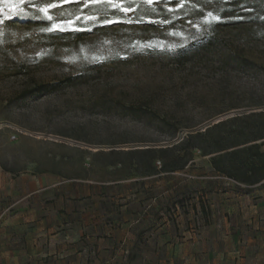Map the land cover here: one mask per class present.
Wrapping results in <instances>:
<instances>
[{
    "label": "rangeland",
    "instance_id": "rangeland-1",
    "mask_svg": "<svg viewBox=\"0 0 264 264\" xmlns=\"http://www.w3.org/2000/svg\"><path fill=\"white\" fill-rule=\"evenodd\" d=\"M168 1L146 4L141 17L102 16L75 0L46 1L58 5L50 10L58 24L71 22L63 31H44L51 25L32 16L0 18V214L24 207L12 206L21 199L24 178L42 177L58 183L65 202H72L64 213L87 211L95 195L110 220L125 215L130 225L148 215L135 223L147 229L142 237L137 233L128 264H156L157 256L158 264H264V232L239 234V259L222 246L224 234L216 227L224 223L211 218L215 209L207 200L167 192L174 181L166 164L184 156L196 172L186 177L200 178L209 173L210 156L182 147L163 151L189 133L264 110V0H189L181 15L169 11ZM18 7L17 0H4L0 12ZM207 11L225 14L220 36L234 53L213 45L190 53ZM57 83L53 91L39 88ZM233 126L213 136L227 138ZM19 178L12 190L9 183ZM80 221L73 218V224ZM157 224L176 228L173 250L153 248L149 238ZM182 226L202 243L185 246L189 234Z\"/></svg>",
    "mask_w": 264,
    "mask_h": 264
},
{
    "label": "crops",
    "instance_id": "crops-1",
    "mask_svg": "<svg viewBox=\"0 0 264 264\" xmlns=\"http://www.w3.org/2000/svg\"><path fill=\"white\" fill-rule=\"evenodd\" d=\"M209 169L207 175L194 179L186 177L196 173L190 166L168 173L173 175L174 184L167 192H183L182 195L191 194L197 200H207L215 209L211 218H222L224 223L222 228L216 227V232L224 234L222 246L226 250L230 248L239 257L242 249L239 234L253 228L256 233L264 232V180L236 187L232 184L234 180L216 173L211 165ZM20 181V178L16 182L13 180L9 186L16 190ZM23 182V192L18 195L21 199L12 206L22 203L24 207L0 214V264H128L130 248L136 242L137 233L142 237L147 229L143 224L136 226L135 223L145 222L148 215L135 218V223L130 225L126 223L129 218L125 215L110 220L99 202L94 200L95 195L91 201L92 208L87 211L78 207L77 210L67 208L64 213L62 209L73 204L65 202L58 183L48 184L42 177L24 178ZM49 197L53 200L50 204L47 203ZM76 205L83 204L79 202ZM76 216L83 219L78 225L73 224ZM228 216L231 223H228ZM203 218L204 215L201 217L204 221ZM192 231L186 232L183 226L181 228V232L189 234L184 240L185 246L194 247L196 243H202ZM200 233H206V227ZM165 234L166 239L163 237ZM191 234L194 239L188 241ZM175 236V227L157 224L151 228L149 241L158 251L162 246L173 250L177 244ZM255 244L261 246L259 242ZM156 260L158 264V256Z\"/></svg>",
    "mask_w": 264,
    "mask_h": 264
},
{
    "label": "trees",
    "instance_id": "trees-1",
    "mask_svg": "<svg viewBox=\"0 0 264 264\" xmlns=\"http://www.w3.org/2000/svg\"><path fill=\"white\" fill-rule=\"evenodd\" d=\"M49 0H43V4ZM119 3L120 0H117ZM146 4L141 0H123L122 8H131L135 17H141L142 9ZM168 8L175 9V15H181L182 9L176 6L173 0L168 1ZM91 8L100 15L111 16H124L125 11L120 8L94 6L90 4ZM34 11V10H25ZM15 11L3 10L0 12V18H5L9 13ZM225 14L220 15L221 20L213 22L211 25L203 24L201 26L202 35L199 38V45L195 50L190 53H196L201 51V47L218 46L222 51H230L234 53L233 46H229L224 37L220 36V28L227 25L228 22L224 21ZM21 21L25 20V16H16ZM177 18V16L175 17ZM43 22L47 25H51V22L43 19ZM80 32H83V28H79ZM182 55V54H180ZM74 78H68V81H72ZM59 84H40L41 90L47 89L53 91L57 89ZM50 87V88H47ZM234 124V126L228 131L229 136L226 137H214L213 132L220 130L227 126V124ZM237 123V124H235ZM190 127V126H188ZM264 110L258 112H250L242 115H237L227 120L220 121L212 126L207 127L204 131H196L189 133L186 137L177 144L163 148V151L173 150L178 147H182L185 151L189 149H198L204 156H210V163L214 171L220 175L228 177L235 182L243 183L246 185H254L264 180ZM177 162L169 163L165 165L166 169L172 171L182 170L189 163L190 159L185 160L184 156Z\"/></svg>",
    "mask_w": 264,
    "mask_h": 264
},
{
    "label": "snow or ice",
    "instance_id": "snow-or-ice-1",
    "mask_svg": "<svg viewBox=\"0 0 264 264\" xmlns=\"http://www.w3.org/2000/svg\"><path fill=\"white\" fill-rule=\"evenodd\" d=\"M4 0H0V3H3ZM66 0H60V3L63 4L65 3ZM75 2L77 4H83L85 6L92 4L94 6H104V7H112V8H120L122 11H131V8H122L121 4L123 2V0H120V2L118 3L117 0H75ZM141 2L145 3V4H154V3H158L159 0H141ZM173 2L176 3V6L179 8H183L185 7L186 3L189 2V0H173ZM205 2L207 4H212L213 2H223V3H227L228 0H205ZM17 4L19 5L17 11L9 13L8 16H32L35 19H46L48 21L51 22V26L49 28L43 29L44 31H63L65 30L66 27H70L71 26V22L67 23V24H63L57 23V18L52 16L50 14V10L52 8H56L58 7L57 4L53 3V4H43V0H17ZM24 5H28V6H32L34 11H25L23 9ZM37 5H40L39 7H37ZM193 7H197V4H193ZM203 11V9H201ZM169 11H174V9H169ZM221 11H223V9H221ZM80 17L77 16L75 17V19H79ZM84 19H92L95 20L97 19L96 17H83ZM239 18V17H238ZM222 18L220 15L216 14L213 11H207L206 13H203V20L204 23L211 25L213 22H217L220 21ZM261 19H264V17H261ZM4 22L3 19H0V24H2ZM104 23H110L111 21L105 20L103 21ZM162 23H165L167 21H161ZM197 27H199V25H197ZM173 35H176V33H172Z\"/></svg>",
    "mask_w": 264,
    "mask_h": 264
}]
</instances>
